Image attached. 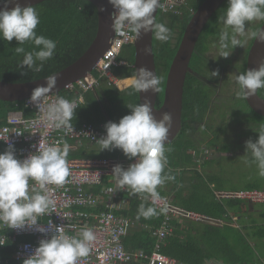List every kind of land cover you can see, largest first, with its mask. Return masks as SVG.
I'll return each instance as SVG.
<instances>
[{"label": "clouds", "instance_id": "9594fccd", "mask_svg": "<svg viewBox=\"0 0 264 264\" xmlns=\"http://www.w3.org/2000/svg\"><path fill=\"white\" fill-rule=\"evenodd\" d=\"M0 3L4 5L0 9V39L11 42L15 38L21 45L15 48L16 54H23L20 69L26 67L28 71H42L44 63L53 58L57 42L37 34L39 12L30 5L22 7L18 0H0ZM13 3L15 7L10 9L8 5ZM108 3L115 9L112 13L115 31L123 34L126 29L138 37L142 32H151L161 42L171 39V30L157 22L154 15L162 7L161 0H108ZM218 20L224 26L219 34V57L228 58L231 55L229 47H243L249 39L264 43V28L253 31L249 27L253 21H264V0H228L226 11ZM25 43L33 44L34 49L26 51L22 46ZM144 51L148 53L151 50L145 47ZM212 75L218 76L219 72H212ZM161 80V77L142 67L137 69L133 89L140 93L148 90L156 93L160 91ZM46 81L47 86L33 90L30 101L43 112L49 126L61 129L65 134L73 132L72 121L79 107L77 101L60 97L41 109L43 98L57 85V76H48ZM235 81L239 86L238 99L255 95L258 89L264 88V62L258 68L237 75ZM127 107L131 110L130 114L123 116L118 123L107 122L106 135L98 142L101 151L120 149L130 160L135 158V163L127 169L121 165L113 167L118 187L127 188L129 195L149 194L155 202L159 199L158 186L175 179L164 171L168 164L165 153L171 150L166 149L165 144L173 127V117L171 113H164L162 119L157 120L152 113L150 99L135 105L127 104ZM258 132V140L245 142V156L250 154L251 157L245 163L256 164L258 174L264 177V126ZM69 150L67 143H63L62 147L39 143L35 153L18 159L14 144L9 142L7 149L0 153V222L10 229L35 228L45 234L53 228L51 238L42 239L23 264H79L89 254L90 246L96 239L94 231L87 226L70 236L63 226H53L52 221L47 228L38 223L39 217L55 213L56 201L48 186L65 183L69 176ZM30 181L35 184L30 185ZM156 214L155 207H145L141 203L137 218L147 219Z\"/></svg>", "mask_w": 264, "mask_h": 264}, {"label": "trees", "instance_id": "16d2710c", "mask_svg": "<svg viewBox=\"0 0 264 264\" xmlns=\"http://www.w3.org/2000/svg\"><path fill=\"white\" fill-rule=\"evenodd\" d=\"M203 1L188 0V6L183 8L182 15L170 14L163 16L158 14L157 22L165 24L173 35L167 42H161L155 37L153 40L157 73L162 78L157 96V107L163 102L167 73L181 42L185 27L192 17L190 8L198 9ZM227 6L228 0L220 6L209 20L197 42V47L211 25L215 24L218 17L225 13ZM33 7L40 14V24L36 32L38 35H44L57 42L55 54L53 58L44 63L43 70L40 72L28 71L26 67L20 69L19 65L23 60V54H16L15 48L21 45L18 44L15 38L11 42L0 39V80L24 82L49 76L77 60L87 50L96 36L98 13L96 6L89 0H46ZM184 16L186 18L182 19ZM22 46L26 51H32L35 47L31 43H25ZM200 55L196 50L192 63L201 64L205 71L208 67L207 61L201 62L203 57ZM119 61H125L126 63L113 67V71L118 78L135 76L134 45L123 49ZM22 72L27 74L22 75ZM245 72L246 67L244 66L243 73ZM95 74H97L96 71ZM190 77L186 78L184 87L183 119L184 121L185 119H193L201 122L210 107L211 94L203 87L195 86L190 81ZM59 95L73 98L75 91L63 90ZM84 96L85 102L76 109L72 121L73 125L79 126L83 122L106 124L109 121H114L118 123L123 116L131 112L127 104L140 103L139 94L134 91L133 84L120 89L116 85H109L105 79H100L98 86L94 90L87 91ZM245 103L248 105L247 102ZM249 108L252 112L254 111L251 107ZM14 111H24L27 116L31 115V111L25 107L24 101L0 100V127L6 123L8 114ZM255 115L260 129L264 126V116L258 113H255ZM194 147L195 144L192 138L183 134L174 142L165 145L166 149L171 150L165 153L168 164L164 171L173 175L175 179L158 186L157 191L159 195L171 196L175 203L187 209L224 219L228 223L223 226H213L198 222L174 220V232L165 239L162 252L179 261L191 264L209 262H216L217 264L255 262L256 264H262L264 251L261 252L259 244L253 243L252 239L264 240V212H260L261 221H258L252 214L255 211L254 204L238 199L219 201L214 192L216 189H225L219 184L214 185L216 180L214 176H204L199 166L206 161L200 163L199 155H195L191 150ZM5 148L4 145L0 146L2 152ZM68 157H121L129 160L120 149L105 151L78 149L69 152ZM246 185V188L243 189H264L253 183ZM148 196L149 194L146 193L129 195V192H126L124 197L128 200L127 207L116 211L123 215L133 216L138 222L125 238L127 248L132 250L145 249L151 251L155 246L156 239L142 227L143 223H150L152 218H137L141 203L145 207L151 206L146 200ZM247 214L249 218H243ZM234 217L238 218L235 220ZM160 218L159 215L157 220H160ZM27 239H30V237L24 236L21 238V240ZM15 247L16 244L11 241L0 247V264H23L14 258Z\"/></svg>", "mask_w": 264, "mask_h": 264}, {"label": "built area", "instance_id": "2783aa9c", "mask_svg": "<svg viewBox=\"0 0 264 264\" xmlns=\"http://www.w3.org/2000/svg\"><path fill=\"white\" fill-rule=\"evenodd\" d=\"M161 4L158 14L182 15L183 8L188 6V0H161ZM190 11L192 14L195 12L191 8ZM136 39L137 36L126 29L123 34L115 31L111 44L98 58L95 68L64 88L75 91V96L64 98L76 100L78 105L84 103L85 93L94 90L100 79H105L109 85L118 86L120 79L114 73L113 67L126 63L120 62L119 57L126 46L134 45ZM60 97L62 96L59 94H46L40 108H46L47 104ZM23 101L25 107L31 111V115L27 116L24 111L10 112L6 123L0 127V144L6 147L5 150L9 142L14 144L18 159H24L29 154L35 153L39 143L42 146L59 144L61 147L63 143L69 145L72 141L74 145L84 141L98 144V140L106 135L105 124L90 122L79 126L73 125L74 131L65 134L63 130L49 126L43 112L30 101V98ZM67 161L69 176L65 183L62 186H48L52 198L56 201L55 213L39 217L38 223L47 228L48 223L52 221L53 226H63L66 234L70 236L76 235L82 227L91 228L96 239L90 246L89 254L82 258L79 264H191L162 252L165 239L174 232L173 221H190L213 226H223L228 223L224 219L187 209L175 203L169 195H159V199L155 202L149 195L146 200L156 208L157 214L151 217L150 223H143L142 227L156 239L155 246L151 251L129 249L125 238L138 222L133 216L116 212L127 207L128 200L124 195L129 190L118 187L117 179L113 176V167L121 165L127 169L135 163V158L128 160L121 157H81L67 158ZM34 184V181H30V185ZM214 195L221 202L225 199H238L252 204L264 203V189H216ZM159 215L161 218L157 220ZM52 234L53 228L45 234L36 231L35 228L10 229L8 225L0 222V244H2L0 247L5 246L9 241L15 243L14 257L18 262H23L34 253L42 239H50ZM24 236H29L30 239L21 240Z\"/></svg>", "mask_w": 264, "mask_h": 264}, {"label": "water", "instance_id": "95a60500", "mask_svg": "<svg viewBox=\"0 0 264 264\" xmlns=\"http://www.w3.org/2000/svg\"><path fill=\"white\" fill-rule=\"evenodd\" d=\"M43 1L46 0H18V3L24 7L29 5L34 6ZM89 1H91L97 8L98 28L96 36L87 50L77 60L65 68L49 75L57 76V85L47 94H60L67 84L85 76L88 72H91L95 68V63L98 58L104 54L111 44L115 34L113 28L114 21L112 18V13L115 9L108 3V0ZM225 1L226 0H204L198 9L192 14L191 19L185 27L181 42L167 73L162 104L159 107L156 106L158 92L154 93L152 90L141 93L138 92L140 103H143L145 99L151 100L152 113L157 120L162 119L164 113L172 114L173 127L170 130V135L165 145L174 142L181 133L183 124L184 87L191 59L197 42L207 23ZM3 7V3H0V9ZM8 7L10 9L14 8L15 4H9ZM101 9L105 10L101 11ZM158 13L159 8L154 13L156 19ZM260 28H264V22ZM153 40L154 35L151 32L147 34L142 32L140 37L137 36L134 43V67L136 72L137 69L144 67L158 76ZM145 47H148L151 51L146 53L144 51ZM262 62H264V43L254 40L249 50L246 71L248 69L258 68ZM47 77L48 76L24 82L0 80V100L14 102L30 98L35 88L39 86H47ZM246 100L255 112L264 116V97L259 95L258 90L255 95Z\"/></svg>", "mask_w": 264, "mask_h": 264}, {"label": "flooded vegetation", "instance_id": "af4514ba", "mask_svg": "<svg viewBox=\"0 0 264 264\" xmlns=\"http://www.w3.org/2000/svg\"><path fill=\"white\" fill-rule=\"evenodd\" d=\"M194 11L197 9L191 8ZM218 11V10H217ZM184 16L182 19H185ZM264 21H253L249 25L251 30H256L261 27ZM248 25H246L247 27ZM223 23L220 20H217L216 23L211 25L208 29L207 34L205 33L200 41V44L196 45L195 51H198V55L203 57L202 61H207L209 64L210 61L209 56H215L214 58V67L212 70H205L203 66L199 63H192L193 57L191 59L190 68L187 73V77H190V81H192L195 86L203 87L204 90L211 94L210 98V107L207 111L206 116L201 122L194 121L193 119H183L182 129L179 137L183 134L187 137H191L193 143L195 144L194 149H191L195 155H199L200 157L207 153L206 159L202 160V162L209 160V153L218 152L222 156H228V153L231 151L232 145L236 142V140L231 139V133L234 131L232 124L238 123L240 125H244L246 128H242L238 134V137H242L243 131L248 130V136L246 140L251 139V136L254 134L259 135V128L256 120L255 111L249 108L250 106L246 105V99H238L237 92L239 91V86L235 81V77L241 73H243L244 66L247 67V59L249 50L255 39H249L247 43L243 47L237 46L235 49L229 47L228 51L231 53H241L240 60L236 63L237 72L236 73H227L225 72V67L223 68L219 63L227 62L230 63L231 59L219 57V34L223 30ZM204 32V31H203ZM211 32V34H210ZM202 49V50H201ZM213 52V53H212ZM212 66V65H211ZM221 68V70H218ZM204 71V72H203ZM218 71V76H213L212 72ZM186 77V78H187ZM186 82V81H185ZM231 92L233 95L232 105H221L220 103L218 107L212 105V98L215 93H224ZM258 93L260 96L264 97V89L261 91L258 89ZM246 100V101H245ZM248 103V102H247ZM210 113H213L214 116H219V118L209 119L208 116ZM208 119V121H207ZM185 132V133H183ZM178 137V138H179ZM258 137H254L251 139L253 142L258 140ZM243 138H240L239 142H242ZM241 153H246V149L239 151ZM201 162V163H202Z\"/></svg>", "mask_w": 264, "mask_h": 264}, {"label": "rangeland", "instance_id": "374dc122", "mask_svg": "<svg viewBox=\"0 0 264 264\" xmlns=\"http://www.w3.org/2000/svg\"><path fill=\"white\" fill-rule=\"evenodd\" d=\"M130 46V45H129ZM127 47V46H126ZM213 53V52H212ZM220 53V52H217ZM215 58V56H213ZM212 56H209L210 61H212L210 64L207 63L208 67L207 70H212V67H214V58ZM241 53H233L229 56V59H231L230 63L224 62V64L219 63L223 68L225 67V72L227 73H236L237 72V65L236 63L240 60ZM236 62V63H235ZM212 65V66H211ZM221 68H218V70H221ZM135 81V78L133 79ZM132 80V81H133ZM133 84L134 82H130ZM130 83H124L120 82L121 88H124L123 85L130 84ZM233 101V95L231 92H224V93H215L212 98V105L218 107L220 103H223L221 105H232ZM209 119L213 118H219V116H214L213 113H210L208 116ZM208 121V119H207ZM234 131L231 133V139L236 140V142L232 145L231 151L228 153V156L224 157L218 152H211L209 153V160L202 163L201 166H199L204 174V176L211 175L214 176L216 179L214 181L215 184L221 185L222 188L225 190H234V189H243L246 188V184L253 183L256 184L259 188H264V177H261L258 173L259 170L256 166V164H249L245 163V160H250V154L247 156L246 153H241L239 151H242L243 149H246L245 142L246 137L248 136L249 131L245 130L243 131L242 137H238V134L242 128H246L244 125H240L238 123L232 124ZM258 134H254V136H251V139H254V137H258ZM240 138H243L242 142L240 141ZM91 147L95 150L101 151L100 144H90ZM105 151V150H102ZM207 153L203 154L200 159V163L202 160L206 159L205 157ZM255 211H253V216L258 219V221H261L260 218V212H264V203H257L254 204ZM238 217H235V220ZM243 218H249L248 214L244 215ZM237 223V222H236ZM238 225V223H237ZM253 243L256 245L259 244V249L261 252L264 251V240H258V239H252ZM259 256V255H258Z\"/></svg>", "mask_w": 264, "mask_h": 264}, {"label": "crops", "instance_id": "0c3cea01", "mask_svg": "<svg viewBox=\"0 0 264 264\" xmlns=\"http://www.w3.org/2000/svg\"><path fill=\"white\" fill-rule=\"evenodd\" d=\"M134 78H135V76H133V77H128V78H123V79H120L119 83H120V82H124L126 79H127V80H126L124 83L134 82V80H133ZM132 80H133V81H132ZM130 85H132V84H131V83H130V84H125V85H123V86H124V88H126V87H128V86H130ZM118 87H119L120 89H123V88H121V85H120V84H118ZM83 123H85V122H83ZM100 124H105V123H100ZM90 144H93V143H90V142L84 141V142L80 143L79 145H74V142L72 141L71 144H69V147H70L69 152H74V151H77L78 149H84L85 151H89V150L93 149V148L91 147ZM0 146H1V144H0ZM0 153H2L1 149H0ZM67 158H69V157L67 156ZM14 258H15V257H14ZM15 260H16V259H15ZM16 261H17V260H16ZM19 263H23V262H19Z\"/></svg>", "mask_w": 264, "mask_h": 264}]
</instances>
